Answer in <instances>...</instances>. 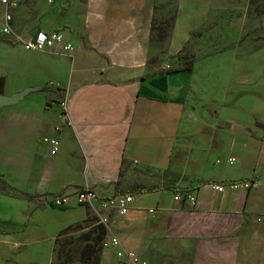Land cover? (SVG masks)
Wrapping results in <instances>:
<instances>
[{"label":"crops","instance_id":"1","mask_svg":"<svg viewBox=\"0 0 264 264\" xmlns=\"http://www.w3.org/2000/svg\"><path fill=\"white\" fill-rule=\"evenodd\" d=\"M155 1L38 0L22 8L19 21L13 13V31L35 38L59 30L73 44L71 52L31 50L0 35L2 93L34 88L0 107V264H43L30 245L54 239L50 224L59 231L71 223L82 247L98 246L97 264L118 263L114 250L102 245L112 234L149 264H264V66L247 56L237 60L235 42L228 58L215 52L190 73L150 69ZM236 1L244 9L248 0ZM185 6L180 0L172 36L184 33L179 41L171 37L173 53L206 23L204 0L179 25ZM259 19L264 23V12ZM220 79L225 106L207 108L208 119L196 99ZM48 100L57 101L46 108ZM194 127L206 138L195 136ZM43 137L58 138L59 149L51 154ZM227 156L235 162L222 161ZM243 179L256 185L213 187ZM133 185L155 189L134 193L124 215L97 202L50 203L86 186L107 199ZM168 185L185 188L198 205L174 199L179 191L157 189ZM32 230L42 239L26 241Z\"/></svg>","mask_w":264,"mask_h":264},{"label":"rangeland","instance_id":"2","mask_svg":"<svg viewBox=\"0 0 264 264\" xmlns=\"http://www.w3.org/2000/svg\"><path fill=\"white\" fill-rule=\"evenodd\" d=\"M16 1L19 3L15 8V15L19 13L20 17L17 18V21H19L22 17V14L20 13L23 10L22 8H25L26 5L32 7V5L38 0ZM185 2V8L181 9V13L184 15L179 25L186 23L185 21L188 20V15H190V18L195 16L193 9L203 6L204 0H185ZM263 4L264 0H248L247 4L245 3L244 9H241L237 5L236 0H207L206 23L200 27L199 30L194 31V34H191L190 39L182 45V48L178 52H170V40L172 37V40L176 39L179 41L184 33L182 29H180L182 33L180 30L179 33L178 31H174L173 36L172 32L171 34L169 33V36L161 43L158 42V38H155L154 31L153 33H150V39L147 44L148 67L150 69L155 68L156 72H164L169 69L182 68L188 65L193 69L197 60L204 57L205 59H209L213 53L218 51L222 52V56L220 55L221 58H228V49H231V44L235 42V58L237 60L247 56L253 63L264 66V23L259 19L260 15H256L257 7L263 6ZM179 8L180 0H156L153 3V7H151L149 27L151 28L152 24H157L163 19H167L169 22L174 20L175 24ZM244 10L247 12L246 16L243 15L245 13ZM2 12L3 7L0 5V21ZM214 27L218 28V30H213ZM151 37L154 38L151 40ZM220 44L224 45V47ZM215 82V80L212 82V85L214 84V89H208L207 91L204 90L203 93L199 94L198 99H196L197 104H202L200 108L208 119L213 118V115L207 113V108L208 110L212 109L213 111L216 109L218 111V109L221 110V108L225 106L224 89L221 85L223 82L221 79L219 80L218 85H215ZM248 83L254 87L255 82L253 81L252 76L249 77ZM253 87L251 89L253 93L258 91L253 89ZM61 100L62 99H60L58 103H60ZM194 135L200 136V139L204 136V138H206V133L203 131L200 132L199 127L195 128ZM44 205L45 204L42 206L46 208ZM35 215L37 218L42 217L40 212H35ZM70 225L71 226H67L57 231L56 225L50 224V229H48L47 232L51 234L55 233L54 239L51 238L49 241L45 242L44 245H39V243H33V245H30L31 251L38 253L37 257L39 263L87 264V261L81 257L82 241H79L78 239L76 240L75 237L76 223H71ZM31 232L27 231V233L31 234H28V236L26 235V241L42 239L36 230H32ZM27 247L29 246L24 245V249ZM50 254L52 256L51 261H49ZM35 255L36 254H34V257Z\"/></svg>","mask_w":264,"mask_h":264},{"label":"built area","instance_id":"3","mask_svg":"<svg viewBox=\"0 0 264 264\" xmlns=\"http://www.w3.org/2000/svg\"><path fill=\"white\" fill-rule=\"evenodd\" d=\"M49 3H52L53 0H48ZM18 2L16 0H0V5L3 7L2 12V21H1V36L5 39L12 40L14 43H18L24 45L25 47L31 50H47L54 46H59L64 52H71L73 50V44L64 39V35L59 30H53L50 32L41 31L35 36V38H30L29 36H25L13 31L11 20L13 18L12 9L17 6ZM62 107H65V101L60 102ZM42 141L48 145H50L51 149L49 150L51 154L55 153L57 149H59V141L56 137H43ZM218 163L221 160H218ZM222 161L231 164L235 162V158L233 156H227L222 159ZM256 185L255 181H250V179L243 180H230L225 183H215L214 188L221 192L224 189H248ZM73 199L76 204H83L91 207L97 202L104 209H115L120 215H124L127 213L129 209V203L133 200V194L127 195H117L110 198H100L96 191L89 188L88 186L83 187L77 190L74 194H63V195H55L50 199V203L54 205H62L70 202V199ZM185 198L186 202L191 206L198 205V198L192 194H185L182 192H176L174 195V199L179 200ZM152 210V209H151ZM103 248L108 249L112 248L115 252V256L118 259L117 264H149L148 260L134 250L125 249L122 245L119 237L116 235H111L107 240L103 243Z\"/></svg>","mask_w":264,"mask_h":264},{"label":"trees","instance_id":"4","mask_svg":"<svg viewBox=\"0 0 264 264\" xmlns=\"http://www.w3.org/2000/svg\"><path fill=\"white\" fill-rule=\"evenodd\" d=\"M16 8V7H15ZM15 8L12 9V13L15 12ZM264 12V4L263 6H258L257 10H256V15H260ZM173 24H174V20L172 22H169L167 19H163L162 21H160L157 24H152V27L150 28V33H153V31L155 32V38H158V42L161 43L163 42L168 36L169 33L171 34L172 32V28H173ZM194 34V32L192 33ZM154 35V34H153ZM154 37H151V40ZM192 67L188 66H184L182 68H176V69H169L167 71H160L157 72L159 74H164V73H179L181 71H189L192 72ZM3 84H5V78L3 76H0V93H2V88H3ZM40 88H44L47 89V87H36L35 89H40ZM57 100H48L47 104H46V108L49 107V105H51L52 103H55ZM5 186L2 185V187L0 188H4ZM169 189L171 191H179L182 193H185L186 190L185 188H179V187H169L168 186H162V187H157V189ZM155 187L153 186H148V187H144V186H139V185H133L132 187H129L123 191H118L121 195H127V194H134V193H142V192H147V191H152L154 190ZM27 198L30 200H35L36 202L41 201L40 200V195L36 194V195H29L26 194ZM71 226V225H69ZM68 226V227H69ZM99 248L98 246H96L95 244H86L84 247H82L81 253L82 256L84 257V259L87 261V264H97L98 260H97V254H98Z\"/></svg>","mask_w":264,"mask_h":264},{"label":"water","instance_id":"5","mask_svg":"<svg viewBox=\"0 0 264 264\" xmlns=\"http://www.w3.org/2000/svg\"><path fill=\"white\" fill-rule=\"evenodd\" d=\"M34 90L32 87H26L20 92L14 93V94H4L0 93V107L5 105H13L17 103L19 100H22L26 94H28L30 91Z\"/></svg>","mask_w":264,"mask_h":264}]
</instances>
